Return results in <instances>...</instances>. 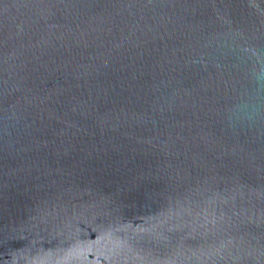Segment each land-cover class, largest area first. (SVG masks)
Returning <instances> with one entry per match:
<instances>
[{
	"label": "water",
	"instance_id": "obj_1",
	"mask_svg": "<svg viewBox=\"0 0 264 264\" xmlns=\"http://www.w3.org/2000/svg\"><path fill=\"white\" fill-rule=\"evenodd\" d=\"M0 264H264V0H0Z\"/></svg>",
	"mask_w": 264,
	"mask_h": 264
}]
</instances>
